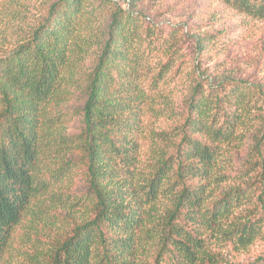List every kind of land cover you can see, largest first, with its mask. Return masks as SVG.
<instances>
[{
    "label": "trees",
    "instance_id": "trees-1",
    "mask_svg": "<svg viewBox=\"0 0 264 264\" xmlns=\"http://www.w3.org/2000/svg\"><path fill=\"white\" fill-rule=\"evenodd\" d=\"M225 2L250 20H264V0ZM144 21L113 4L57 0L0 59V264L33 201L67 181L77 163L87 167L86 192L77 204L92 207L93 215L61 241L52 264H145L143 253L153 241L152 264H221L225 247L241 251L264 241V128L245 170L234 176L221 168L225 147L257 118L256 88L242 82L193 88L182 124L165 134L176 139L173 152L156 154L142 176L144 118L176 115L170 106L153 105L169 61H147L143 34L154 30H144ZM97 23H107L105 30ZM99 35L96 68L80 86L87 99L81 133L63 136L60 107L76 90ZM216 39H200L199 50L216 46ZM170 40L162 38L159 54L172 51ZM148 70L151 85L143 88ZM59 151L78 158L56 167ZM217 183L229 186L215 195ZM241 264H264V248Z\"/></svg>",
    "mask_w": 264,
    "mask_h": 264
},
{
    "label": "rangeland",
    "instance_id": "rangeland-1",
    "mask_svg": "<svg viewBox=\"0 0 264 264\" xmlns=\"http://www.w3.org/2000/svg\"><path fill=\"white\" fill-rule=\"evenodd\" d=\"M56 1L0 0V59L12 53L15 46L40 24ZM132 1L94 0L97 7L113 4L125 12L139 14L145 20L144 30H154L149 37L145 32L143 34L141 50L145 51L147 61L152 66H161L169 61L168 72L160 84L158 95L153 99V105L159 109L170 106L173 108L172 114L176 115L162 117L150 112L144 118V133L139 140L143 157L142 176L148 174L149 164L157 159L156 154L164 152L169 155L173 152L176 139L172 140L169 136L167 139L165 134L182 124L180 114L187 112L193 88L200 84L206 90H214L239 82L261 93L258 107L254 110L257 118L238 130L239 136L225 147L222 157L221 168L224 172L234 176L242 172L251 163L254 138L261 135L264 128V20H250L225 0H135L136 8L131 10ZM110 17L105 20L110 21ZM106 24L97 23L95 28L105 30ZM169 36L171 43L166 45L172 51L165 52L164 56L158 50L162 47V38ZM205 36H217V45L200 51L198 41ZM101 39L100 35L95 39L96 45L82 64V75L76 83V90L70 100L60 107L59 114L65 117L60 125L63 136L73 137L81 133L79 116L87 99L80 86L86 85V76L96 68ZM171 53L173 55L169 58ZM151 78V70L147 71L146 77L142 75L143 88L150 87ZM66 153H55L58 156L53 161L58 163L56 167L63 160L78 158L76 154L67 157ZM86 169L82 163L75 164L67 181L53 185L50 192L33 201L21 224L13 231L2 264L53 263V256L61 241L93 215L92 207L77 204L79 197L86 192ZM228 186V183H217L212 187L213 193L220 194V189ZM147 244L142 260L145 264H152L157 247L154 241ZM263 248L264 241L241 251L230 245L221 250V264L252 261Z\"/></svg>",
    "mask_w": 264,
    "mask_h": 264
}]
</instances>
